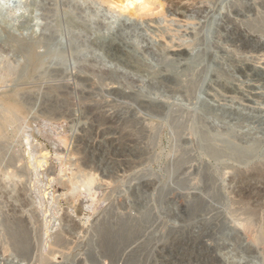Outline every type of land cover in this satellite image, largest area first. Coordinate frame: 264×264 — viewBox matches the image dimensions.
<instances>
[{
    "label": "rangeland",
    "instance_id": "obj_1",
    "mask_svg": "<svg viewBox=\"0 0 264 264\" xmlns=\"http://www.w3.org/2000/svg\"><path fill=\"white\" fill-rule=\"evenodd\" d=\"M263 2L0 0V264H264Z\"/></svg>",
    "mask_w": 264,
    "mask_h": 264
},
{
    "label": "bare ground",
    "instance_id": "obj_2",
    "mask_svg": "<svg viewBox=\"0 0 264 264\" xmlns=\"http://www.w3.org/2000/svg\"><path fill=\"white\" fill-rule=\"evenodd\" d=\"M127 1L128 2H131V4H133V0H126V3H127ZM191 1V0H190ZM212 1V0H211ZM94 2V1H93ZM111 1H109V3H110ZM117 2V1H116ZM200 2V1H199ZM120 3V2H119ZM123 3V2H122ZM264 3V2H263ZM192 4V3H191ZM93 5H95L94 3H93ZM110 5H111V3H110ZM109 5V6H110ZM113 5L116 7V8H119L120 10H126V9H128V6H129V4H128V6H125V5H118L117 3H113ZM112 5V6H113ZM130 7V6H129ZM188 8V7H187ZM130 9V8H129ZM128 9V10H129ZM99 11V10H98ZM98 11L97 12H95V14L96 15H98L99 13H98ZM110 11H112V10H110ZM107 12L105 15L108 17V18H110L111 20H114V21H117V20H119V17H118V14H117V12H116V15L114 14V13H111V12ZM118 11V10H117ZM115 12V11H114ZM119 12V11H118ZM130 12H131V10H130ZM184 12V11H183ZM98 13V14H97ZM261 15V14H260ZM258 19H260L261 20V18H259V16H258ZM113 21V22H114ZM260 23V22H259ZM249 24V23H248ZM262 24H263V22H262ZM252 25H253V23H252ZM251 26V25H250ZM252 28V27H251ZM257 30V29H256ZM260 32V31H259ZM2 56V55H1ZM3 58H4V56H2ZM0 58V67L2 68V69H4V71H11L10 69H12L13 68V66H11V67H9L8 65H5V61L3 60V58ZM5 59V58H4ZM9 63V62H8ZM9 64H11V63H9ZM14 69V68H13ZM12 69V70H13ZM14 72V70L11 72V73H13ZM10 75V74H9ZM4 76V75H3ZM2 78V76H0V79ZM111 116V115H110ZM1 156V155H0ZM1 162V161H0ZM261 164V163H260ZM258 167V166H257ZM260 167V166H259ZM256 168V167H255ZM259 170H261V169H259ZM258 170V171H259ZM243 172H241V174H242ZM15 176V175H14ZM8 177V176H7ZM6 177V178H7ZM237 177V176H236ZM4 178H5V176H4ZM17 178V177H16ZM19 178V177H18ZM17 178V179H18ZM9 179V178H8ZM15 180V179H14ZM235 180H236V178H235V176H232V179H231V181L232 182H235ZM5 181H6V179H5ZM9 181V180H8ZM8 183V182H7ZM17 184H19V183H17ZM0 186H1V184H0ZM2 187V186H1ZM20 189V188H19ZM2 191V190H1ZM89 191V190H88ZM18 193H20V192H18V189L16 188V185L13 183V184H10L9 185V189L8 190H6V194L9 196V198L10 199H13V200H15L16 202H19V198L21 199L22 198V196L21 197H18L19 196V194ZM3 194V193H2ZM2 196V195H1ZM6 197V196H5ZM25 199V198H24ZM8 200V199H7ZM6 200V201H7ZM28 202V201H27ZM235 202V201H234ZM19 204H20V202H19ZM73 206V205H72ZM26 207V206H25ZM114 210V209H113ZM255 210V209H254ZM238 211V210H237ZM74 212V211H73ZM234 213V212H233ZM242 213H244V212H242ZM248 213V212H247ZM258 213V212H257ZM68 214V213H67ZM250 214V213H249ZM36 215V214H35ZM83 215V214H82ZM243 215V214H242ZM248 214H245L244 216H247ZM251 215V214H250ZM259 215V214H258ZM234 216V215H233ZM239 216V215H238ZM257 216V215H256ZM71 217V216H70ZM250 217H254V214H253V216H250ZM250 217H245V218H243V220L241 219L240 220V218L238 219L237 218V220H240L241 221V223L239 224V225H241L242 226V228L244 229V232H245V234L248 236V238L249 239H251L252 240V242L253 243H255V244H257L256 246H259V245H263L264 246V225H259V223L256 221V220H254V219H250ZM236 218V217H235ZM257 218V217H256ZM67 219H68V217H67ZM82 220V219H81ZM66 222V221H65ZM69 222H70V224H72V230H74V232L76 231V230H78V227H77V225L72 221V220H69ZM82 228V227H81ZM80 232V231H79ZM119 232V231H118ZM57 234V233H56ZM64 234V233H63ZM85 234V233H84ZM103 234H105V233H103ZM73 235V234H72ZM60 236V235H59ZM111 236V235H110ZM100 237V236H99ZM108 237V236H107ZM112 238V237H111ZM10 241V240H9ZM11 242V241H10ZM101 243V242H100ZM125 244V243H124ZM127 244V243H126ZM241 244V243H240ZM106 245V244H105ZM111 245H112V243H111ZM115 245V244H114ZM52 246V245H51ZM108 246V245H107ZM124 246V245H123ZM4 248V247H3ZM2 248V249H3ZM51 248V247H50ZM57 249V248H56ZM55 249V250H56ZM64 249V248H63ZM54 250V251H55ZM57 251H59V250H57ZM115 251V250H114ZM59 252H61V251H59ZM59 252H55L56 253V255H58L59 254ZM54 253V254H55ZM53 254V257L55 256ZM231 254H233V256L232 257H234V259L235 258H238V256L240 255L238 252H236V251H234V252H232ZM111 255V254H110ZM231 256V255H230ZM104 257V256H103ZM55 258V257H54ZM90 260V259H89ZM111 260V259H110Z\"/></svg>",
    "mask_w": 264,
    "mask_h": 264
}]
</instances>
